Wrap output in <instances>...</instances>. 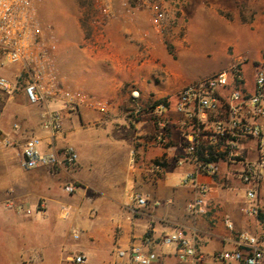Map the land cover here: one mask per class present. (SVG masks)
Returning <instances> with one entry per match:
<instances>
[{"label": "crops", "instance_id": "1", "mask_svg": "<svg viewBox=\"0 0 264 264\" xmlns=\"http://www.w3.org/2000/svg\"><path fill=\"white\" fill-rule=\"evenodd\" d=\"M187 2V44L188 30L198 27L202 36L210 28L225 56L227 48L245 42L237 32L245 11L257 13L251 26L264 31V0ZM147 25L142 13L118 14L100 26L95 40L84 41L83 48L76 37L56 49L62 88L83 98L74 108L63 99L31 105L22 90L13 95L0 91V132L10 141L9 146L0 141V264H76L73 258L79 255L84 264H109L116 251L131 246L155 251L154 264H181L173 247L143 243L146 237L157 241L175 231L197 250V258L186 264H237L219 262L214 255L235 250L240 234L258 238L264 248V224L247 212L255 207L264 215V187L257 201H249L237 175L239 164L221 161L215 175L197 174L195 163L184 158L193 129L182 126L184 117L175 103L185 87L179 84L177 55L188 46L168 55L163 37L142 36ZM262 51L258 48L257 54ZM225 60L224 68L194 82L226 69ZM244 77L251 90L250 66ZM162 100L164 109L158 103ZM45 107L61 121L54 139L40 127ZM162 123L168 130L163 143L158 139ZM33 136L47 152L50 146L56 151L72 146L77 162L57 172L23 169L22 149ZM245 153L250 158L254 154ZM70 184L78 186L76 191L62 197L61 185ZM137 197L146 205L139 206ZM199 198L202 204L189 212L187 206ZM74 233L78 239H72Z\"/></svg>", "mask_w": 264, "mask_h": 264}, {"label": "built area", "instance_id": "2", "mask_svg": "<svg viewBox=\"0 0 264 264\" xmlns=\"http://www.w3.org/2000/svg\"><path fill=\"white\" fill-rule=\"evenodd\" d=\"M97 14L95 26H102L117 16L133 17L144 14L148 27L142 36L154 39L163 37L165 29V10L157 0H89ZM37 0H0V91L13 95L22 90L31 105L45 106L47 102L63 99L70 107L77 106L83 99L80 93L71 94L62 88L57 74L53 53L57 43L52 32L44 28L37 15ZM118 6V8H117ZM119 10V12H117ZM155 49L156 45L152 44ZM252 68L253 87L249 90L245 84V69ZM11 68L12 78L1 73L4 68ZM133 96L135 93H132ZM164 109V103H160ZM175 109L184 117L183 127L193 129L191 139L185 147V159L195 163L196 173L215 175L221 161L239 164L241 170L237 175L247 188L246 198L257 201L259 192L264 187V60L249 62L240 57L228 68L194 82L177 94ZM40 127L52 139L61 132V121L56 111L45 107L41 115ZM17 130L18 125H13ZM160 142H166V125L161 124L158 133ZM0 141L5 146L10 141L0 132ZM253 151L250 158L245 153ZM78 160L72 146L61 151L43 150L42 140L30 137L22 149L21 167L31 170L39 167L57 172L71 168ZM192 178V177H191ZM76 184L66 185L64 191L72 194ZM205 187H201L204 193ZM135 202L145 206L146 201L137 197ZM202 199H197L187 206L189 212H195ZM36 211L40 212L37 207ZM248 213L258 215L257 208L252 207ZM31 215L30 209H25ZM67 213L65 214V216ZM73 238H78L77 233ZM143 243L162 247H173L181 264L197 258V250L187 236L175 231L160 237L157 241L146 237ZM116 259L109 264H154L158 255L153 250H143L131 246L128 250H118ZM219 262L237 264L264 263V248L258 238L240 234L238 247L232 251H221L214 255ZM76 264H84L82 255L75 256Z\"/></svg>", "mask_w": 264, "mask_h": 264}, {"label": "rangeland", "instance_id": "3", "mask_svg": "<svg viewBox=\"0 0 264 264\" xmlns=\"http://www.w3.org/2000/svg\"><path fill=\"white\" fill-rule=\"evenodd\" d=\"M157 1L162 3L165 10L164 51L173 56L176 48L180 50L186 45L188 46V49L180 50L177 55V71L182 75L179 84L186 87L197 78L224 68L225 56L229 59L228 66L240 57H246L249 62L253 63L264 60V51L257 54L258 48H264V31H258L254 26H251L257 13L253 11L241 12V25L237 32L241 40H245V42L241 41L238 48L232 46L227 48L224 56L222 45L219 40H213L210 28L205 29L202 36L198 27L188 30V44L186 43L189 25L187 19L188 0ZM36 7L38 18L44 28L54 35L57 49H61L67 42L74 43L76 37L81 39L78 47L83 48L84 41H93L101 33V28L93 23L97 14L92 9L89 0H37ZM251 32L254 33L251 35ZM11 68L15 69V67H7L1 73L11 72ZM61 190L62 197L71 196L64 191V185H61ZM72 239L76 238L72 237ZM70 243L73 244V242Z\"/></svg>", "mask_w": 264, "mask_h": 264}, {"label": "trees", "instance_id": "4", "mask_svg": "<svg viewBox=\"0 0 264 264\" xmlns=\"http://www.w3.org/2000/svg\"><path fill=\"white\" fill-rule=\"evenodd\" d=\"M82 22H83V21H82ZM82 25L84 26L83 23H82ZM161 102L165 103V100L159 101L158 103H161ZM257 218H258V220H259L262 224H264V215L258 214V215H257Z\"/></svg>", "mask_w": 264, "mask_h": 264}]
</instances>
